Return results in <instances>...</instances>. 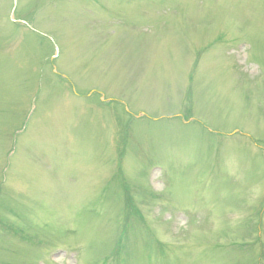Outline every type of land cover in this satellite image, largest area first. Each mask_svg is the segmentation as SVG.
Here are the masks:
<instances>
[{
    "label": "rangeland",
    "instance_id": "1",
    "mask_svg": "<svg viewBox=\"0 0 264 264\" xmlns=\"http://www.w3.org/2000/svg\"><path fill=\"white\" fill-rule=\"evenodd\" d=\"M0 264H264V0H0Z\"/></svg>",
    "mask_w": 264,
    "mask_h": 264
}]
</instances>
